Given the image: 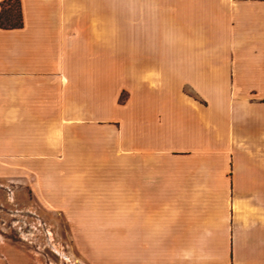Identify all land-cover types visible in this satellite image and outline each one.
Returning a JSON list of instances; mask_svg holds the SVG:
<instances>
[{
  "label": "crops",
  "instance_id": "0c3cea01",
  "mask_svg": "<svg viewBox=\"0 0 264 264\" xmlns=\"http://www.w3.org/2000/svg\"><path fill=\"white\" fill-rule=\"evenodd\" d=\"M16 1L0 153L36 172L82 255L264 264V0H164L163 21L152 0L131 20L109 0H0V14Z\"/></svg>",
  "mask_w": 264,
  "mask_h": 264
},
{
  "label": "rangeland",
  "instance_id": "374dc122",
  "mask_svg": "<svg viewBox=\"0 0 264 264\" xmlns=\"http://www.w3.org/2000/svg\"><path fill=\"white\" fill-rule=\"evenodd\" d=\"M109 1L123 2L124 16L131 20L145 12L137 7L148 0ZM152 1L161 8L154 13L163 21L164 0ZM10 5L5 8V24L19 20L16 3ZM5 141L0 138V150L7 149ZM16 156L0 153V264H91L76 248L68 219L38 198L36 172L20 168Z\"/></svg>",
  "mask_w": 264,
  "mask_h": 264
},
{
  "label": "trees",
  "instance_id": "16d2710c",
  "mask_svg": "<svg viewBox=\"0 0 264 264\" xmlns=\"http://www.w3.org/2000/svg\"><path fill=\"white\" fill-rule=\"evenodd\" d=\"M14 3H16V5H17V10H18V12H19V20H18L17 22H10V23L5 24V23L3 22V16H4V13H6V11H5V5H3V7H2V12H1V14H0V26H1L2 28H18V27L21 26V13H20V6H19L18 1L14 2ZM10 4H11V3H9V8H11V5H10ZM11 13H12V12H11ZM9 17H10V19H14V16L11 15V14H9ZM10 21H11V20H10Z\"/></svg>",
  "mask_w": 264,
  "mask_h": 264
}]
</instances>
